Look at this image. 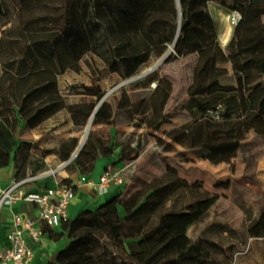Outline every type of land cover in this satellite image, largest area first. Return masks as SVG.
<instances>
[{
    "label": "trees",
    "instance_id": "obj_1",
    "mask_svg": "<svg viewBox=\"0 0 264 264\" xmlns=\"http://www.w3.org/2000/svg\"><path fill=\"white\" fill-rule=\"evenodd\" d=\"M204 1H181L180 29L173 50L174 59L191 60L187 69L188 82L184 84L181 95L174 80L167 78L173 83L174 92L165 110L154 121L150 133L161 152L174 155L172 162L167 161L158 175L136 177L123 191L96 208L82 209L74 218L62 222L59 234L49 230L54 238H66L64 247L57 251L51 264H212L204 257L202 248L209 250L204 242L212 246L214 242L205 241L201 235L191 239L188 229L205 217L220 198L218 190L226 188L229 183L217 181L209 185L206 172L198 170L192 173L195 180H189L181 174V162L176 164L174 159L181 156L183 162L196 158L216 166L227 165L232 171L234 160L247 144L244 142L246 134L264 136V34L262 24L256 19H252L247 28L241 14L225 46L227 60L236 77V86L224 90V96L216 105L217 116L210 112L216 106L207 107L194 116V109H200L198 100L212 94L214 90H210V87L217 82H197L190 87L195 53L218 37ZM96 10V5L90 1L81 3L79 12L83 29L79 24L71 26L67 18L63 33L72 31V36L80 41L83 39L87 43L85 55L102 61L107 68L105 72L119 79H129L138 73L152 53L161 50L170 39V29L161 17L150 19L140 28L133 21L116 17L107 10L101 13ZM4 14L0 0V17ZM102 25L107 30L106 36ZM3 43L0 39V47ZM45 45L43 41H36L33 46ZM80 57L75 59L73 71L78 70ZM12 63L9 61L6 65L11 66ZM37 68L30 67L24 76L10 83L17 92V109L4 104L0 90V146L7 153L14 148L25 153L38 148L37 142L16 139L15 132L20 121L23 128L31 130L61 112L69 115L76 131L84 128L91 115L92 125L135 121L134 127H138L149 115L140 102L149 95V85L159 78L155 74L126 84L138 114L134 120L132 110L120 109L117 101L115 105L107 99L99 103L105 95V88L100 83L102 72L90 76L89 84L71 85V93L80 96L75 102L67 104L58 89L57 78L45 69ZM179 77L183 78L182 71ZM122 90L123 87L118 93ZM111 96L115 98L113 94ZM174 117L185 118L187 122L170 128L163 136L153 133ZM133 135V132L129 133L122 142H118L119 160L131 163L137 159V147L123 150L125 145L133 142ZM77 146L78 137H72L61 141L56 149L46 152L54 153L64 162L69 161ZM115 146V142L104 139L90 129L84 144L68 162L66 169L90 172L96 159L109 156ZM187 152L192 155L187 156ZM6 158L0 155V163H4ZM255 159H248L247 165L252 166ZM24 176L25 168L21 165L15 177L22 179ZM59 180L69 183L67 178L60 177ZM256 222L264 237V204L259 208ZM235 251H239L238 247Z\"/></svg>",
    "mask_w": 264,
    "mask_h": 264
},
{
    "label": "rangeland",
    "instance_id": "obj_2",
    "mask_svg": "<svg viewBox=\"0 0 264 264\" xmlns=\"http://www.w3.org/2000/svg\"><path fill=\"white\" fill-rule=\"evenodd\" d=\"M87 1L96 5V11L101 13L107 10L116 17L133 21L134 25L141 26L140 28L154 17L164 19L166 26L170 29L169 41L161 50L154 51L149 61L141 65L138 73L134 76L147 70L148 72L140 77L132 76L125 80L119 79L114 74H108L105 72L107 68L102 61L85 55L87 43L83 39L80 41L75 38L76 36H72L70 34V32L73 33L72 31L68 34L63 33L67 18L70 20L71 26L79 24L83 29L79 11L81 3H87ZM181 1L39 0L37 2L36 0H2L5 14L0 17V39L4 42L0 47V90L4 104L17 109V92L14 87L10 86V83L24 76L33 66H38L39 69H45L48 73L53 74L57 78L61 95L67 97L71 94L69 89L71 85L87 83L90 81V76H94L96 73L99 75L101 72L103 74L100 83L105 88L106 97H111L112 91L117 89L115 87L117 82L119 91L130 81L155 74L159 77L172 78L177 84V91L180 94L184 84L188 82L187 69L191 64L189 58L174 59V50L172 49L166 59L156 68L150 71L149 69L166 51L178 29L181 20ZM203 4L206 5L213 19L217 34L228 23L226 16L232 9L241 12L242 21L247 28L252 19L259 21L264 34V0H205ZM102 28L106 36L105 26ZM232 30L231 28V33ZM36 41H43L46 45L33 46ZM79 57L81 59L77 63L78 70L73 71L72 65ZM9 61L13 62L11 66L6 65ZM180 71L183 72V78L179 77ZM152 86L151 83L149 88ZM220 98L221 95L200 98L198 100L200 109H194L193 115L198 116L205 108L216 106ZM164 106L156 111L157 115L165 110L166 106ZM152 126V124L144 125L143 131L139 132H142L143 135H139L134 143V146L138 144V150L140 153L142 152V155L141 159L132 162V170H129L126 175L128 185L136 177L147 178L150 175H158L161 167L167 161L172 162L174 155L169 156L161 152V149L155 144V140L150 134ZM20 132H26V129L22 127ZM84 132L83 129L81 134L84 135ZM155 133L161 134L160 131ZM244 142L247 144L234 160L232 171L227 165L216 166L196 158H192L190 161L183 160V162L181 156L174 159L176 164L181 162L180 165L183 167L181 174L189 180H195L192 173L198 170L206 172L210 179L209 185L217 181H228L229 183L226 188L218 190L220 198L209 209L205 217L188 229L191 239L201 235L205 241L214 242L213 246L204 242V245L209 246V250L206 247L202 248L204 257L206 256L212 264H264V237L261 236L256 222L259 208L264 204V136L247 133ZM189 155L192 154L187 152V156ZM254 158H256L254 164L248 166L247 160ZM32 159L33 157L29 153L17 152V163L23 168L29 165L28 169L25 168L27 169L25 176L55 166L52 162H42L34 167ZM250 177L255 180H251ZM224 229L227 230L224 231ZM237 247L238 252L235 251Z\"/></svg>",
    "mask_w": 264,
    "mask_h": 264
},
{
    "label": "crops",
    "instance_id": "obj_3",
    "mask_svg": "<svg viewBox=\"0 0 264 264\" xmlns=\"http://www.w3.org/2000/svg\"><path fill=\"white\" fill-rule=\"evenodd\" d=\"M228 40L225 43H221L219 41L218 34L216 41L208 43L204 48L195 53V61L190 74V87L194 86L197 82L207 84L213 80L217 81L210 87V90H214V92L204 97H209L212 95H221V97H223L224 90H228L236 86V77L233 75L232 67L230 62L227 60L225 53V46ZM89 83L90 81L87 82V84ZM152 84L153 86L151 88L148 87V89H150L149 95L140 102L142 109L148 113L150 112L151 114L149 113L148 118L145 121H142L138 127H134L135 121L119 124L117 121L113 125L96 124L90 126L89 130L92 129L104 139H109L111 142H115L116 146L109 156H99L94 163L93 169L87 173H81L78 170L68 171L66 166L70 160L62 162L54 153H48L46 151L56 149L61 141L72 137H78L79 144L83 137L81 131L83 129L85 130L88 121L82 130L76 131L73 128L74 124L70 120L69 115L67 113L63 114V112H61L56 114L53 118L44 121L40 126L34 129H26V132H20L22 129V122L20 121V125L15 132L16 139L19 140L23 138L22 140L37 142L38 144V148L30 149L27 152L31 157H33L32 165L35 167L37 164L42 162H52L55 165L54 168H46L33 175L24 176L32 177V180L26 183L25 187L33 191H42L47 187L54 186L55 182L53 176L44 174V172L48 170H55V175L59 178H67L74 187V196L70 200L67 208L68 219L74 218L82 209L96 208L103 201L123 191L128 186V180L123 183L111 181L107 191L103 194H99L97 192L95 183L98 182L99 176L101 175L104 168L108 165L123 173L128 171L127 167L130 163H127L124 160H119L120 147L118 146V142H122L129 133L133 132V142L125 145L123 150L129 151L133 147L138 148V144L137 146H134V143L138 139L139 135H143L142 132L139 133L140 130L143 131L144 125H153L157 118L156 116L161 113L160 112L157 115L156 111L161 109L164 105L167 106L174 92L173 83L167 78L160 76ZM115 85L117 89L113 90L111 93L115 96V98L112 96L106 97L104 95L103 100L107 99L113 105H115V102L117 101V107L120 109L130 108L134 114L135 120L138 114L134 110V105L132 103L128 88L123 86V90L118 93V82ZM143 89L144 88H141V90ZM71 94L68 97L63 95L67 104L75 102L80 96L77 93ZM185 122H187L185 118L174 117L169 123H164L161 126L159 130L161 132L160 135L156 134L155 132L153 133L158 136H163L165 131L172 127L179 126ZM175 147L180 149L178 145H175ZM17 152V149L14 148L10 153H7L0 146V155L7 157L4 163H0V185L2 188L6 187L13 178H16V172L20 168V165L17 163ZM141 155L142 152H139L136 160L141 159ZM25 168L28 169L29 165ZM81 175L85 177V181L78 183V179ZM35 208L36 207L34 204L22 201H18L12 206H7L5 204L0 206V246L7 244L6 232L8 230L12 215L17 213L22 219H25L26 217L33 218L35 215ZM43 227L46 228V230H42L43 234L41 239L38 242L30 240V244L34 251L31 264H51L55 260L57 251L63 248L66 243V238L64 236L54 238L49 232V230H52L54 233L59 234L62 231V224L56 228H49L42 225L41 229ZM26 236L28 235L26 234Z\"/></svg>",
    "mask_w": 264,
    "mask_h": 264
},
{
    "label": "built area",
    "instance_id": "obj_4",
    "mask_svg": "<svg viewBox=\"0 0 264 264\" xmlns=\"http://www.w3.org/2000/svg\"><path fill=\"white\" fill-rule=\"evenodd\" d=\"M226 19L230 27L233 28L241 19V13L237 9H232ZM210 112L217 116L218 106ZM132 162L127 167L126 173L115 170L110 165L106 166L99 176L98 182L95 183L97 192L105 193L111 181L120 183L127 181L126 175L129 170H132ZM44 174L52 175L55 184L42 191H33L25 187L32 177L13 178L4 188L0 185V206L3 204L12 206L14 203L22 201L32 203L36 207L33 218L22 219L17 213L12 215L6 232L7 244L0 246V264H31L34 251L30 240L38 242L41 239L42 225L56 228L68 220L67 208L74 196L72 183H61L59 177L55 175V170L45 171ZM84 181L85 177L81 175L78 183Z\"/></svg>",
    "mask_w": 264,
    "mask_h": 264
},
{
    "label": "bare ground",
    "instance_id": "obj_5",
    "mask_svg": "<svg viewBox=\"0 0 264 264\" xmlns=\"http://www.w3.org/2000/svg\"><path fill=\"white\" fill-rule=\"evenodd\" d=\"M230 32H231V27H230V25L227 23V24H225V25L222 27V29H221V31H220V33H219V41H220L221 43H225V42L228 40L229 36H230ZM177 34H178V30H176V32L174 33V36H173L172 40L170 41V43H169V45H168L166 51L160 55V58H159V60L157 61V63H156L154 66H152V67L149 69V71L152 70V69H154V68H156L157 65H159V63H161L164 59H166V57L170 54V52L172 51V49H173V47H174V45H173V43H174V38H175V36H176ZM146 72H148V70L142 72L141 74H145Z\"/></svg>",
    "mask_w": 264,
    "mask_h": 264
},
{
    "label": "water",
    "instance_id": "obj_6",
    "mask_svg": "<svg viewBox=\"0 0 264 264\" xmlns=\"http://www.w3.org/2000/svg\"><path fill=\"white\" fill-rule=\"evenodd\" d=\"M179 29H180V23H179V26H178V29H177V30H178V34H179ZM178 34H177V35L175 36V38H174V43H173V45L175 44V42H176V40H177ZM142 75H143V74H139V75H137V76H134V78L140 77V76H142ZM102 100H103V98L99 101V103L102 102ZM92 117H93V115H91V117L89 118L88 123H87V125H86V127H85V132H84V135H83V137H82V140L79 142L78 146L76 147L75 151L72 153V155H71V157H70L69 160H72V159L76 156V154L79 152V150L81 149L82 145L84 144V141H85V139H86V137H87V134H88L89 128H90V126L92 125Z\"/></svg>",
    "mask_w": 264,
    "mask_h": 264
}]
</instances>
